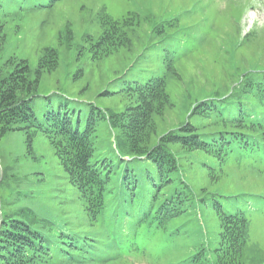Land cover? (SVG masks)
Returning a JSON list of instances; mask_svg holds the SVG:
<instances>
[{
	"label": "rangeland",
	"instance_id": "rangeland-1",
	"mask_svg": "<svg viewBox=\"0 0 264 264\" xmlns=\"http://www.w3.org/2000/svg\"><path fill=\"white\" fill-rule=\"evenodd\" d=\"M0 5L8 34L0 66L12 57L24 59L33 77L43 50L55 48L58 66L41 75L38 93L63 92L110 113L134 102L123 95L127 83L133 84L131 88H147L150 81L162 78L169 104L156 119L158 134L188 121L203 126L202 117L188 118L194 104L210 102L215 96L240 95L244 84L239 75L247 69L255 71L256 77L264 75V0H0ZM17 22L19 27H13ZM117 22L128 24L126 39H116L114 46L102 43V26ZM257 82L260 88L263 83ZM105 91L109 94L101 95ZM243 98L241 103L247 100L246 106L254 112L252 119L243 120L241 112L223 116L264 129V95ZM104 121L96 122L102 158L110 148H117L118 141ZM235 157L218 174L217 162L199 154L185 165L182 177L198 197L216 192L248 194L247 202L227 200L248 219L246 264H264V151ZM202 160L214 165L212 172L208 169L217 180L198 165ZM0 181V225L2 213L26 209L49 222L44 224L52 238L60 231L90 238L91 255L82 258V264H177L181 250L207 244L219 232L218 218L205 205L190 217L189 226L179 225L181 220L174 218L165 223V230H158L155 239L146 236L147 241L138 239L140 246L131 252L118 251L105 236L123 233L109 232V226L116 224L111 218L107 224L89 221L83 199L39 130L33 132L30 147L22 130L0 137ZM68 257L72 259V255H53L56 262H67Z\"/></svg>",
	"mask_w": 264,
	"mask_h": 264
},
{
	"label": "trees",
	"instance_id": "trees-1",
	"mask_svg": "<svg viewBox=\"0 0 264 264\" xmlns=\"http://www.w3.org/2000/svg\"><path fill=\"white\" fill-rule=\"evenodd\" d=\"M0 17L2 51L8 34L6 16ZM127 26L125 22L109 26L107 23V28L102 26L100 41L109 46L115 45L116 39H126ZM13 27L18 28L19 22ZM57 66L58 50L52 47L43 50L33 77L24 59L12 57L0 66V137L8 131L22 130L30 147L33 132L41 131L52 145L68 182L83 199L89 221L107 224L111 218L116 224L109 226V232L123 233L119 237L105 236L118 251L131 252L133 247L140 246L138 239L142 243L147 241L146 236L155 239L158 230H165V223L174 218L181 220L179 225L189 226L190 217L198 215L197 208L206 205L218 218L219 232L207 244L181 250L177 264H246L248 219L227 199L236 204L239 199L244 202L248 194L216 192L198 197L182 174L186 173L185 165L193 163L199 154L211 157L212 163L219 166L215 173L223 174L231 156L239 159L264 151L261 126L230 122L235 119L233 116H223L241 112L243 120L252 119L254 112L246 106L247 100L241 101L243 97L264 95V75L256 77L255 71L247 69L239 75L244 84L240 95L215 96L210 102L194 104L188 118L202 117L203 126L188 121L158 134L156 119L169 104L164 79L150 81L147 88H131L133 84L127 83V88H122L126 90L123 95L127 99L133 97L134 102L120 112L110 113L63 92L39 94L41 75ZM257 81L263 83L260 88ZM97 120H105L109 130L118 136L117 148H110L104 158L97 150ZM246 137L249 140L245 143ZM198 165L211 172L214 169L206 160ZM207 175L218 179L210 171ZM33 214L26 209L2 213L0 264H82L81 259L91 255V248L87 247L90 238L61 231L52 238L45 225L49 222ZM58 253L72 255V259L56 262L58 258L53 255Z\"/></svg>",
	"mask_w": 264,
	"mask_h": 264
}]
</instances>
